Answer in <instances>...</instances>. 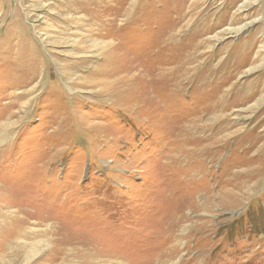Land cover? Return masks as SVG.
<instances>
[{
	"label": "rangeland",
	"instance_id": "obj_1",
	"mask_svg": "<svg viewBox=\"0 0 264 264\" xmlns=\"http://www.w3.org/2000/svg\"><path fill=\"white\" fill-rule=\"evenodd\" d=\"M0 264H264V0H0Z\"/></svg>",
	"mask_w": 264,
	"mask_h": 264
},
{
	"label": "bare ground",
	"instance_id": "obj_2",
	"mask_svg": "<svg viewBox=\"0 0 264 264\" xmlns=\"http://www.w3.org/2000/svg\"><path fill=\"white\" fill-rule=\"evenodd\" d=\"M132 3H133V2H132ZM58 4H59V2H58ZM49 5H50V4H49ZM84 6H85V5H84ZM132 6H133V5H132ZM16 21H17V20H16ZM20 25H21V24H18L16 28H15V27L12 28V29H13V32H12V31H11V32H12V33H14V32L19 33L20 29H22V28H21L22 26H20ZM11 32H10V33H11ZM14 34H16V33H14ZM92 43H93V42H92ZM97 43H98V42H96L93 46L96 47V49H97L98 52H102V51H105V50H106L107 46H103V45H100V44H99L98 46H96ZM106 51H107V50H106ZM186 59H187V58H186ZM187 60H188V59H187ZM42 61H43V60H42ZM177 66H178V64H177ZM193 68H194V67H193ZM187 69H189V68H187ZM179 70H180V69H179ZM169 72H170V71H169ZM170 73H171V72H170ZM173 73H174V72H173ZM184 73H186V72H184ZM190 73H191V72H190ZM193 73H194V71L192 72V74H193ZM166 74H168V73H166ZM176 74H177V73H176ZM176 74H175V75H176ZM164 75H165V74H164ZM178 75H180V74H178ZM187 75H188V74H187ZM189 75H190V74H189ZM191 76H192V75H191ZM168 77H169V76H168ZM176 77H177V76H176ZM187 77H188V76H187ZM169 78H170V77H169ZM184 78H185V77H184ZM173 79H174V78H173ZM175 79H176V78H175ZM186 79H188V78H186ZM170 80H171V79H170ZM170 80H169V81H170ZM166 81H167V80H166ZM186 81H188V80H186ZM173 82H174V81H173ZM181 82H182V81H181ZM188 82H189V81H188ZM164 84H165V83H164ZM177 86H178V85H177ZM180 89H181V88H180ZM189 127H190V126H189ZM187 134H188V133H187ZM249 174H250V172H249ZM249 176H250V175H249Z\"/></svg>",
	"mask_w": 264,
	"mask_h": 264
}]
</instances>
